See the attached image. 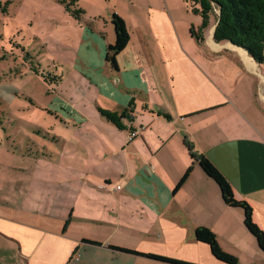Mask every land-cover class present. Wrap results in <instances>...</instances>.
Instances as JSON below:
<instances>
[{"label": "crops", "instance_id": "0c3cea01", "mask_svg": "<svg viewBox=\"0 0 264 264\" xmlns=\"http://www.w3.org/2000/svg\"><path fill=\"white\" fill-rule=\"evenodd\" d=\"M120 1L93 9L96 21L84 25L76 47L75 82L91 85L92 103L81 97L97 112L77 107L82 116L76 131L60 153L49 149L63 157L60 176L19 174L12 182H41L43 196L28 192L17 203L12 199L18 184L10 185L8 197L0 196V264H177L149 254L229 264L195 238L200 226L216 234L237 264H264L244 210L224 201L184 141L188 137L229 181L235 197L251 205L264 231V79L245 71L258 62L244 48L215 40L216 16L204 39H195L191 31H198L202 17L187 0ZM113 13L130 33L116 56L117 68L106 58L116 39ZM99 107L130 110L123 119L127 128L106 119ZM45 160L53 157L34 162L50 167ZM189 166L190 175L177 188Z\"/></svg>", "mask_w": 264, "mask_h": 264}, {"label": "rangeland", "instance_id": "374dc122", "mask_svg": "<svg viewBox=\"0 0 264 264\" xmlns=\"http://www.w3.org/2000/svg\"><path fill=\"white\" fill-rule=\"evenodd\" d=\"M4 1L10 3L7 13L0 9V196L8 197L13 189L10 185L18 184L12 200L22 203L28 192L43 196L41 182L12 179L19 174L22 179L34 175L36 179L44 172L60 176L64 166L59 159L63 157L51 156L49 149L61 152L64 139L80 124L79 108L89 115H93L92 109L97 112L89 97L91 85L75 82L76 47L83 39L84 25L96 21L90 17L93 9L109 7L110 0H79V6L88 11L80 19L70 15L59 0ZM257 64L253 71L245 65V71L264 79V63ZM35 67L47 78L36 73ZM49 73L60 76L58 84L49 81ZM82 95L91 103H84ZM49 157L53 160L45 163H51L50 167L44 161L35 165L34 160ZM17 166L26 170L19 171Z\"/></svg>", "mask_w": 264, "mask_h": 264}, {"label": "trees", "instance_id": "16d2710c", "mask_svg": "<svg viewBox=\"0 0 264 264\" xmlns=\"http://www.w3.org/2000/svg\"><path fill=\"white\" fill-rule=\"evenodd\" d=\"M64 4L66 11L80 19L85 10L79 6V0H59ZM191 9L195 13H199L202 17V24L198 31L192 30V33L202 41L204 39V30L210 25L212 16L217 17L214 38L217 42L230 41L234 45L244 48L248 54L258 63H264V0H188ZM10 1L0 0V9L2 12H8V4ZM111 22L115 30V43L110 44L107 49V60L113 68H117L116 56L126 47L130 40L129 28L125 20L117 13H113ZM31 57L30 53H27ZM35 72L47 78V75L41 72L39 67L34 68ZM51 75L49 81L55 80L56 84L60 81V76ZM100 113L109 121L113 122L117 127L126 129L123 119L130 117V110L126 109L122 112L111 111L99 107ZM167 118L171 115L167 112L161 113ZM132 130V129H131ZM186 147L191 158L199 163L205 173L210 176L219 185L224 201L230 206L240 207L244 210V223L247 229L255 236L259 247L264 252V231L255 222L253 218V209L245 200H239L235 197L233 188L225 176L217 169V167L203 154H199L194 144L188 137L184 139ZM192 171L189 166L183 177L177 184V188L187 180ZM68 221L65 223V227ZM195 238L199 241L207 243L212 253L218 259L229 264H237L238 258L225 251L216 236V234L208 227L200 226L195 230ZM148 256L158 260L177 263V264H195L191 262L179 261L165 256L149 254Z\"/></svg>", "mask_w": 264, "mask_h": 264}, {"label": "built area", "instance_id": "2783aa9c", "mask_svg": "<svg viewBox=\"0 0 264 264\" xmlns=\"http://www.w3.org/2000/svg\"><path fill=\"white\" fill-rule=\"evenodd\" d=\"M135 135H136V133L135 132H132L131 135H130V138H133ZM117 188L119 189V188H121V186L118 185Z\"/></svg>", "mask_w": 264, "mask_h": 264}]
</instances>
